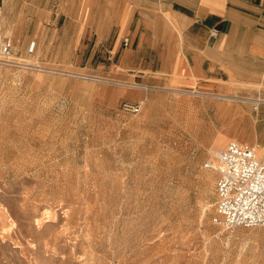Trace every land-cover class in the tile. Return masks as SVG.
<instances>
[{"label":"rangeland","instance_id":"374dc122","mask_svg":"<svg viewBox=\"0 0 264 264\" xmlns=\"http://www.w3.org/2000/svg\"><path fill=\"white\" fill-rule=\"evenodd\" d=\"M104 23L35 20L0 62V264H264V226L214 223L205 167L232 140L264 161V102L170 83Z\"/></svg>","mask_w":264,"mask_h":264},{"label":"crops","instance_id":"0c3cea01","mask_svg":"<svg viewBox=\"0 0 264 264\" xmlns=\"http://www.w3.org/2000/svg\"><path fill=\"white\" fill-rule=\"evenodd\" d=\"M69 3L0 0V34L16 42L31 35L35 20L105 22L98 25L103 31L117 28L130 38L125 49L157 47V74L171 69L170 83L175 73L193 90L240 99L238 94L248 93V100L264 102V0H89L93 8L86 18L70 15ZM97 4L109 6L108 12H95ZM22 22H30L27 32Z\"/></svg>","mask_w":264,"mask_h":264},{"label":"built area","instance_id":"2783aa9c","mask_svg":"<svg viewBox=\"0 0 264 264\" xmlns=\"http://www.w3.org/2000/svg\"><path fill=\"white\" fill-rule=\"evenodd\" d=\"M123 45L127 48L130 38H124ZM14 51L10 39L0 38V62L15 64ZM130 109L139 112L141 106L136 104ZM205 167L218 176L214 223L226 229L264 226V161L259 158L257 147L232 140L213 152Z\"/></svg>","mask_w":264,"mask_h":264},{"label":"bare ground","instance_id":"6f19581e","mask_svg":"<svg viewBox=\"0 0 264 264\" xmlns=\"http://www.w3.org/2000/svg\"><path fill=\"white\" fill-rule=\"evenodd\" d=\"M10 35V34H9ZM0 38H1V35H0ZM16 54V53H15ZM14 57V56H13ZM15 58H17V57H15ZM32 59V58H31ZM26 61H27V63H32V61L31 60H29V59H25ZM34 64H35V62H34ZM27 66H29V65H27ZM40 67V66H39ZM27 68H29V67H27ZM31 68V67H30ZM35 68V67H34ZM37 68V67H36ZM57 73V72H56ZM193 92H195V91H193ZM202 94H206V93H202ZM207 95V94H206ZM211 96H215V97H220V98H224V99H232V100H235V99H238L237 97H232V96H217V95H211ZM260 101V100H259ZM259 101H256V102H259Z\"/></svg>","mask_w":264,"mask_h":264}]
</instances>
